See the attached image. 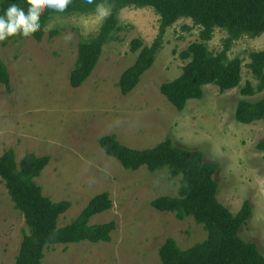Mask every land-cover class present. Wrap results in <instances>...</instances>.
<instances>
[{
	"label": "rangeland",
	"instance_id": "rangeland-1",
	"mask_svg": "<svg viewBox=\"0 0 264 264\" xmlns=\"http://www.w3.org/2000/svg\"><path fill=\"white\" fill-rule=\"evenodd\" d=\"M108 11L103 7L87 15L58 17L39 42L34 32L0 41V59L10 76L9 92L0 85V156L12 149L17 161L29 153L50 158L35 182L51 201L71 203L58 227L68 225L98 194L108 193L112 202L111 209L90 220L115 222L109 242L52 246L42 264H161L158 251L168 238L182 249L206 239V231L192 218L180 221L173 213L151 207L159 197L177 196L180 179H171L167 169L125 170L99 147L98 140L107 135L136 150L169 139L176 147L201 152L205 162L218 164L213 177L217 200L233 215L249 202L251 216L239 237L254 243L264 256V151L257 149L264 141V121L243 125L234 116L243 98L240 88L246 82L257 85L247 64L251 52L264 49V34L241 38L229 52L230 59L242 60L238 88L221 93L207 85L200 100H189L178 111L159 87L181 75L188 62L180 53L200 42L201 29L188 19L167 29L162 49L133 91L123 96L117 87L137 57L131 42L138 39L150 46L158 34L159 16L151 8L122 10L120 30L103 47L89 78L80 88L70 87L78 45L97 33ZM226 37L216 29L208 49L221 51ZM262 98L264 91L245 99ZM26 231L0 178V264L15 263Z\"/></svg>",
	"mask_w": 264,
	"mask_h": 264
},
{
	"label": "trees",
	"instance_id": "trees-1",
	"mask_svg": "<svg viewBox=\"0 0 264 264\" xmlns=\"http://www.w3.org/2000/svg\"><path fill=\"white\" fill-rule=\"evenodd\" d=\"M13 2L27 10L25 0H0V15ZM103 7L109 11L99 30L78 45L77 59L69 74L70 87L80 88L89 78L103 47L113 41L120 30L118 18L122 10L151 8L159 16L158 34L150 46H143L138 39L131 42L130 50L137 52V57L121 74L117 87L123 96L133 91L162 49L167 29L181 19H188L201 29L200 42L180 53L181 60L188 62L181 75L159 87L161 95L178 111H182L189 100H200L207 85L216 86L221 93L238 88L242 60L230 59L229 52L241 38L255 39L264 34V0H71L64 11L46 7L40 13V27L33 37L41 41L44 29L58 17L87 15ZM216 29L224 31L227 37L222 42V50L213 53L206 43L211 41ZM247 68L257 85L246 82L240 88L243 98L238 101L234 116L236 122L243 125L264 121V98L254 102L245 99L264 91V49L249 54ZM0 85L10 91V76L1 59ZM98 145L125 170L145 167L154 173L167 169L171 179H180L177 196L159 197L151 202V207L173 213L180 221L192 218L207 236L186 249L168 238L158 251L161 264H264V256L257 246L239 237L240 229L251 216L249 202H244L233 215L217 200L218 185L213 177L218 164L205 162L201 152L176 147L169 139L153 148L136 150L121 144L114 135H107L98 140ZM257 149L264 151V141ZM49 162V157L32 153L17 161L12 149L0 156V178L27 227L14 264H42L46 250L56 245L107 243L116 229L114 221L90 224L94 216L111 209L108 193L94 196L74 220L58 227L59 218L70 209L71 203L51 201L35 182Z\"/></svg>",
	"mask_w": 264,
	"mask_h": 264
},
{
	"label": "clouds",
	"instance_id": "clouds-1",
	"mask_svg": "<svg viewBox=\"0 0 264 264\" xmlns=\"http://www.w3.org/2000/svg\"><path fill=\"white\" fill-rule=\"evenodd\" d=\"M25 2L28 5L27 10L13 2L0 15V41L18 34L30 36L40 27V13L46 7L64 11L71 0H25Z\"/></svg>",
	"mask_w": 264,
	"mask_h": 264
}]
</instances>
